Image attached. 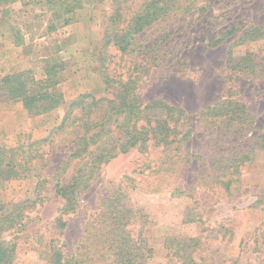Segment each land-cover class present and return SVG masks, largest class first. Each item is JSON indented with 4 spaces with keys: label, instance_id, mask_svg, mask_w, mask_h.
<instances>
[{
    "label": "rangeland",
    "instance_id": "1",
    "mask_svg": "<svg viewBox=\"0 0 264 264\" xmlns=\"http://www.w3.org/2000/svg\"><path fill=\"white\" fill-rule=\"evenodd\" d=\"M145 1L149 0H127V5L136 9ZM115 4V0H0V80L28 72L30 78L39 82L44 79L42 70L47 65L61 69L54 88L61 103L51 111L29 114L21 102L7 100L0 91V149L22 148L25 152V146L44 138V152L49 147L43 160L26 167L22 174L25 178L7 180L0 191L1 202H33L26 210L30 221L15 243L12 264H46L51 240L63 245V253H70L82 237L85 215L95 209L100 197L119 185L132 205L149 217L145 237L154 249L149 264H167L162 248L165 236L201 238L203 262L198 264H264L261 151H257L252 163H246L238 191L233 192L232 188L231 193L223 194L212 191L208 183L211 179L202 180L207 185L205 189L192 186L196 181L194 157L183 177V185L190 187L187 192L192 194L173 197L171 189L159 184L148 167L156 161L158 151L145 156L131 150L103 167L100 177L81 194L74 213L59 217L63 201L53 191L56 178L52 172L67 158L70 150L63 147L69 140L60 135L53 143L48 142L70 102L83 94L107 95L95 49L101 41L104 21ZM66 6L70 11L67 14L63 11ZM206 7L208 10L200 19L184 16L173 22H156L138 35L143 48L148 47L149 58L140 62L143 72L137 90L143 104L160 99L187 114L196 134L185 151L199 153L204 160L209 150L207 139L198 128V114L227 96L243 104L254 119V131L247 139L264 131V40L236 43L251 27L264 32V0H208ZM64 19H68L67 24ZM49 26L51 31L47 32ZM230 27L239 32L216 46L210 44ZM109 53L116 54L114 49ZM230 53L235 60L248 56L251 67L245 72L235 71L229 64ZM113 63H119L118 56L110 67ZM41 115L45 118L38 117ZM42 124L40 131L33 130V126ZM234 147H230L232 153L237 152ZM218 149L226 153L230 150L225 146ZM22 152H18V159L24 158ZM74 167L72 163L66 179ZM58 217L65 226H58Z\"/></svg>",
    "mask_w": 264,
    "mask_h": 264
},
{
    "label": "trees",
    "instance_id": "2",
    "mask_svg": "<svg viewBox=\"0 0 264 264\" xmlns=\"http://www.w3.org/2000/svg\"><path fill=\"white\" fill-rule=\"evenodd\" d=\"M115 1L117 4L104 21L101 41L95 49L100 78L107 95L95 97L83 94L70 102L48 142L53 143L60 135H66L69 140L68 145L63 147L70 150L67 158L52 172L56 178L53 191L63 201L59 217L74 213L81 194L100 177L103 167L131 150L145 156L158 151L156 161L148 167L159 184L171 189L173 197L192 194L187 192L191 188L183 185V177L188 174L187 168L194 157L196 181L192 186L205 189L207 185L202 180L211 179L208 183L214 193H231L232 188L233 192L238 191L246 163H252L257 151L264 152V131L255 132L247 139L254 131V119L243 104L227 96L200 111L198 128L207 139L209 150V156L204 160L199 153L185 151V146L195 139L191 137L196 131L182 109L160 99L143 104L137 94L143 72L140 62L149 58L148 47L143 48L138 35L156 22H173L184 16L200 19L208 10V0H149L136 9L127 5V0L123 3ZM63 11L66 14L70 12L67 6ZM52 17H56L55 14ZM63 23L67 24L68 19H64ZM51 27L47 32L51 31ZM238 32L235 27H230L220 34V39H214L210 44L216 46ZM258 40H264V32L261 28L251 27L242 33L236 43L240 45ZM110 49H114L116 54H110ZM117 56L119 63L110 67ZM229 64L235 71L245 72L252 61L248 56L235 60L230 53ZM59 68L47 65L42 70L44 79L39 82L30 78L28 72L5 76L0 80V91L7 100L21 102L29 114L51 111L61 103L60 96L54 91ZM239 141L240 145L235 148ZM46 142V138L32 141L25 146V152L22 148L0 149V191L7 180L25 178L22 174L26 167L34 161L43 160L49 149L43 150ZM223 146L229 147L228 153L218 149ZM230 147L237 152L232 153ZM18 152H22L24 158L18 159ZM72 163L75 167L66 179V172ZM39 184L36 185V193ZM32 203L0 201V264L13 263L15 243L30 221L26 210ZM59 217L56 219L58 226H65ZM148 220L147 215L132 205L119 185L113 192L100 197L95 209L85 215L82 237L70 253H63V245H58L56 241L48 243L46 264H149L154 249L145 237ZM202 245L201 238L165 236L162 241L167 264L203 262Z\"/></svg>",
    "mask_w": 264,
    "mask_h": 264
},
{
    "label": "crops",
    "instance_id": "3",
    "mask_svg": "<svg viewBox=\"0 0 264 264\" xmlns=\"http://www.w3.org/2000/svg\"><path fill=\"white\" fill-rule=\"evenodd\" d=\"M59 112H60V111H59ZM38 117L45 118L43 115H41V116H38ZM44 123H45V121L43 122V124H44ZM43 124H42L40 127H35V126H33V127H34V128H33V130H34V131H37V130H38V131H40V130L42 129V127H44V125H43Z\"/></svg>",
    "mask_w": 264,
    "mask_h": 264
}]
</instances>
